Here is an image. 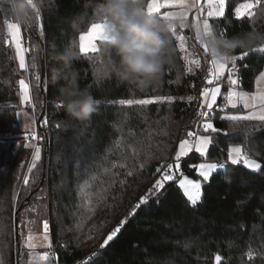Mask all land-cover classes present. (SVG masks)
Masks as SVG:
<instances>
[{
    "label": "trees",
    "instance_id": "16d2710c",
    "mask_svg": "<svg viewBox=\"0 0 264 264\" xmlns=\"http://www.w3.org/2000/svg\"><path fill=\"white\" fill-rule=\"evenodd\" d=\"M103 2L43 0L40 18H35L31 26L21 25V40L27 49L25 73L18 70L9 47L4 20H12L10 13L0 11L3 264H17L18 254V264L30 263L26 237L45 221L52 240L49 253L54 251L57 264H215L216 255L221 257L219 264H264V122L241 121L238 130L232 131L234 122L216 119V126L224 131L211 134L213 142L206 154L213 163L227 161V148L240 144L261 164L259 170L252 171L241 162L228 165L226 174L214 171L202 186L200 201L192 205L178 186L184 175L198 178L192 165L203 158L191 153L183 159L181 177L164 182L158 194L130 215L140 197L159 178L158 166L174 160L186 130L194 131L209 59L195 41L193 28L186 27L178 32L185 35L189 51L195 53L191 58L201 60V67L193 66L192 73L187 72L179 42L170 35L171 63L165 65L158 82L147 91H137L114 76H106L107 66L96 59V54L79 53V35L100 19ZM243 2L226 0L225 16L210 19L218 34L221 30L227 36L253 30L264 33V4L254 6L253 17L238 19L234 9ZM70 46L79 53L74 62L79 85L98 102L91 119L85 122L69 118L63 107H57L56 97L63 81L53 84L50 80L52 52ZM243 52L236 50V54ZM248 52L247 67L239 71V76L240 88L251 91L264 70V51ZM33 56L36 69H31ZM42 60L46 74L41 89L35 77L39 75L41 80ZM23 76L28 80L30 111L36 122L47 114L49 126L48 134L47 130L44 135L40 132L44 136L39 144L40 159L31 172L28 168L33 149L25 146L28 140L19 128L15 105ZM152 95H172L175 99L144 106L118 103L120 99ZM188 96L198 99L189 102ZM37 129L41 130L39 124ZM129 171L133 175H127ZM25 176L28 184L23 182ZM126 217L117 236L101 248L104 239ZM249 251L252 258L247 255Z\"/></svg>",
    "mask_w": 264,
    "mask_h": 264
},
{
    "label": "snow or ice",
    "instance_id": "6c2138e0",
    "mask_svg": "<svg viewBox=\"0 0 264 264\" xmlns=\"http://www.w3.org/2000/svg\"><path fill=\"white\" fill-rule=\"evenodd\" d=\"M29 4L33 3V0H28ZM264 4V0H245V2L240 3L234 9V14L236 18L240 19L243 17L251 18L254 16L253 8L254 6ZM35 8V5H33ZM225 7L226 0H143L142 8L147 12L148 15L155 16L161 21L173 22L170 35L175 37L179 42V50L182 52L183 60L187 62V72H193V66L195 68L201 67V60L191 58L195 55L194 52L189 51L187 39L185 35H181L178 32V29H184V24L189 25V27L195 26L197 32L203 31L205 35L209 33L210 29H214L213 24L210 23V18L224 17L225 16ZM171 9H179V11H174ZM0 11L9 12L8 6L5 3V0H0ZM193 14V18L189 20V14ZM35 18H40V10L37 8L35 11ZM180 22V23H177ZM4 24L7 27V33L12 38L15 43L16 56L19 59V68L27 69L25 64V51L21 47V25L13 22L10 19H5ZM108 32V25L106 18H102L100 13V19L97 22H92L90 26L87 27L86 32L82 31L79 35V53L80 54H97L98 45L96 41H101ZM219 35H226L224 31H220ZM195 41H198V37L195 33ZM200 45V44H199ZM193 48L196 47L195 44L192 45ZM203 50L205 57L208 56V47L207 45H200ZM261 51H264V46L258 48ZM257 48L252 49L251 51H256ZM248 52H243L239 56H235L233 62L230 63H220L216 60H213L210 57V67L207 69L208 75L205 77L206 84L203 86L200 91V98L202 102L198 105L201 109L197 113V127L198 131H187L186 137L179 141L178 150L175 152L173 163L162 165L156 169L157 173H160V178L155 180L152 188L149 189V192L144 196L140 197V200L137 204L134 205L131 210L130 215L134 214L136 210L140 209L141 205H144L148 202L150 196L158 194L159 190L164 187V182L172 181L176 178V174L173 172L175 169L177 172L180 169L182 157H187L189 153L195 152L199 153L200 157H204L208 147L213 142V136L211 134L220 133L224 130L218 128L215 124L216 119L228 120L233 123L232 131L238 130L239 124L241 121H259L264 122V72H261L256 78L257 89L255 92L249 93L244 91H236L235 87L237 85V79L233 78L234 72L238 71L237 61L243 63L245 57L248 56ZM35 56L32 57L33 63L31 64V69H36L37 65L35 63ZM171 63V60H169ZM227 70V75L225 74ZM36 81L38 82L37 86L39 87L40 76L36 75ZM229 85L226 90V95L222 93L221 84L225 83ZM179 82V81H177ZM19 85L21 88V102L29 100V88L28 84L25 83L24 79L19 80ZM195 86L193 85V88ZM155 91V90H154ZM222 97L224 103L218 105L217 98ZM175 99L172 95H152L149 98L144 99H120L118 103L120 105H152L155 102H171ZM183 99V98H182ZM197 97L188 96L187 100L189 102L197 100ZM98 103V102H97ZM238 105H242L243 110H246V114L237 115L230 114L231 110H238ZM215 106V107H214ZM34 107V105H33ZM57 107H62V105H57ZM225 109H229L228 112H225ZM224 113V115H221ZM44 123L47 124V120H44ZM59 126V125H58ZM209 133V134H205ZM224 135H228V132H224ZM32 140L37 139V134L35 130H32L28 136H25V139ZM233 139L238 140L239 137H233ZM120 143V142H118ZM247 143V140H245ZM26 147L35 148V153L33 156L32 164L28 168V171L31 172L34 167H36V161L40 159L41 149L36 144H28ZM134 156L137 154L135 148H133ZM227 160L231 162L232 165H239L241 162L244 166L251 170H259L261 164L258 163L255 159L249 156L248 151L245 147H242L240 144H235L227 148ZM116 165H113L115 167ZM120 167H125L121 164ZM143 165H141V168ZM195 169L198 170L199 177H202L204 181H208L210 175L216 171L219 173L223 171L227 173V162L223 164L209 163L207 161L192 165ZM127 175L131 176L133 173L131 171L127 172ZM23 182L28 184L27 176L23 177ZM179 187L183 190L184 195L187 197V200L191 202L192 205H196L201 199L202 195V185L199 180L189 179L183 177L178 181ZM90 185H86L89 187ZM127 220H121L117 226L109 233L106 239H104L103 244L100 245L101 248H104L109 241H111L124 227V224ZM44 232L40 242L37 244L34 241L36 237L31 233L26 237V246L29 250H35L37 247L41 248H51V241L48 235V223L44 222ZM2 231V229H0ZM96 254L93 253V256ZM248 257L252 258V251L248 252ZM29 256L34 261L36 259L40 261H46L48 264H51L50 253L44 251L43 253H37L35 251H30ZM215 261L217 264L221 261L220 255L215 256ZM0 264H3L2 254H0ZM82 264H87V261L82 262Z\"/></svg>",
    "mask_w": 264,
    "mask_h": 264
},
{
    "label": "clouds",
    "instance_id": "9594fccd",
    "mask_svg": "<svg viewBox=\"0 0 264 264\" xmlns=\"http://www.w3.org/2000/svg\"><path fill=\"white\" fill-rule=\"evenodd\" d=\"M5 3L13 22L31 26L43 0H33L32 4L28 0H5ZM142 3L143 0H104L100 12L107 20L108 32L98 45L96 59L106 64V76H114L130 88L145 92L158 82L169 63L173 51L170 36L173 22L148 15ZM184 27L189 25L184 24ZM192 28L199 44H206L209 56L220 63H232L237 49L246 52L264 46V33L254 30L222 36L215 29L205 35L203 31L197 32L195 26ZM77 59L79 53L74 46L54 50L49 73L53 84L63 81L58 89L57 104L62 105L69 118L85 122L96 111L97 101L79 85L74 67Z\"/></svg>",
    "mask_w": 264,
    "mask_h": 264
},
{
    "label": "rangeland",
    "instance_id": "374dc122",
    "mask_svg": "<svg viewBox=\"0 0 264 264\" xmlns=\"http://www.w3.org/2000/svg\"><path fill=\"white\" fill-rule=\"evenodd\" d=\"M171 10H174V11H179V9H171ZM192 18H193V14L192 13H190L189 14V19H191L192 20ZM217 18H219V17H217ZM210 19H212V18H210ZM6 32H7V27H6ZM7 39H8V43H9V47H10V49L13 51V54H14V57H15V60H16V63H17V68H18V70H21V71H23L24 73L26 72V69H20L19 68V59H18V57L16 56V49H15V43H14V41L12 40V38L8 35V33H7ZM98 42H100V41H96V43H97V45H98ZM21 47L22 48H24L23 47V44H22V40H21ZM262 72H264V70L262 71ZM225 74H227V70H226V73ZM25 75V74H24ZM259 76V75H258ZM257 76V77H258ZM256 77V78H257ZM21 79H24L25 80V83L26 84H28V80H27V78H26V76H23ZM223 86H225V90L223 91V94H225L226 95V90H227V88H228V84H227V82H225V83H223V84H221V87H223ZM233 87H235V90L236 91H244V92H249V93H252V92H255L256 91V89H257V84H256V79H255V83H254V88L251 90V91H246V90H243V89H241L240 88V86H239V84H238V81H237V85L236 86H233ZM28 88H29V85H28ZM222 98V97H221ZM202 99V98H201ZM222 103L220 104V105H222L223 103H224V101H223V99H222V101H221ZM15 105H16V107H17V121H18V124H19V128H20V130L22 131V133L25 135V136H28L29 135V133L32 131V130H35V132L37 131V126H36V119H35V116H34V114H33V112H31L30 111V108H31V98H30V92H29V100L28 101H24V102H21V88H20V85H19V94H18V99H17V103H15ZM238 109H239V111L238 110H231V113L230 114H237V115H244V114H246V110H243V108H242V105H238ZM229 111V109H225V112H228ZM222 115H224V113H222ZM49 133V131L47 132V134ZM205 134H208V133H205ZM43 135H44V133H43ZM39 136V138L41 139V141H40V143L39 144H41V143H43V141H44V139H43V137L44 136H42V134L40 135H38ZM49 140V139H48ZM28 144H34L33 142H30V141H27V145ZM38 144V145H39ZM37 145V146H38ZM39 147H40V145H39ZM29 148H32V147H29ZM209 148V147H208ZM33 149V155H32V157H31V161H30V166H31V164H32V160H33V156H34V153H35V148H32ZM208 151V150H207ZM192 153H194V152H192ZM191 153H189V155H190ZM198 155H199V153H197ZM206 154H207V152H206ZM206 154H205V156L203 157V161H201L200 163H202V162H205V161H207V162H209V163H213V162H211V161H208L207 160V158H206ZM200 156V155H199ZM184 158H186V157H182V159H184ZM202 158V157H201ZM227 162H228V164H230V165H232L231 164V162L230 161H228L227 160ZM29 166V167H30ZM246 167V166H245ZM251 170V169H250ZM252 171H256V170H252ZM196 174H197V176H198V178L197 179H194V180H199L200 182H201V185L203 186L204 184H206L208 181H204L203 180V178L202 177H199V175H198V170L196 169ZM211 176V175H210ZM183 177H187V178H189V179H192V178H190V177H188V176H182L181 178H183ZM180 178V179H181ZM179 181V180H178ZM167 182H169V181H167ZM178 186H179V183H178ZM180 188V187H179ZM181 189V188H180ZM181 191L183 192V190L181 189ZM184 194V193H183ZM186 197V196H185ZM186 199H187V197H186ZM191 203V202H190ZM42 225V224H41ZM41 225H39L38 227H36L37 228V230H34V232H30L32 235H34V237H36V240L34 241L35 243H39L40 242V239L42 238V234H43V232H44V227L42 226L41 227ZM44 225V224H43ZM41 229V230H40ZM38 230H39V232H38ZM49 230V229H48ZM29 233V234H30ZM48 235H49V239H50V241H51V245H52V240H51V235H50V232L48 231ZM52 247V246H51ZM33 251H35V252H37V253H43L44 251H48L49 252V248H41V247H37L35 250H33ZM29 259H31V257L29 258ZM35 261H37V260H35ZM42 263H44V264H46V261H42Z\"/></svg>",
    "mask_w": 264,
    "mask_h": 264
},
{
    "label": "built area",
    "instance_id": "2783aa9c",
    "mask_svg": "<svg viewBox=\"0 0 264 264\" xmlns=\"http://www.w3.org/2000/svg\"><path fill=\"white\" fill-rule=\"evenodd\" d=\"M197 44H198V46L200 47V45H199V43L197 42ZM201 48V47H200ZM202 49V48H201ZM256 51H258V52H261V50H259V49H257ZM248 52V51H247ZM249 53V52H248ZM241 53H239V54H236L237 56H239ZM248 56H249V54H248ZM248 56L247 57H245L244 58V60H243V63H241L240 61H237V67H238V71H236V72H234V74H233V78H235V79H237V81H238V84H239V86L241 85V78H240V76H239V71L240 70H242V69H245L246 67H247V63H246V59L248 58ZM208 59H209V61H210V56H209V54H208ZM229 65H230V63H229ZM209 67H210V62H209ZM208 75V74H207ZM227 75V74H226ZM225 82H227V81H225ZM215 107V106H214ZM44 120H47V124H45L44 123ZM39 125H40V128H41V130H39L38 131V129H37V131H36V134H37V139L36 140H32L30 137H29V139H27L28 141H31V142H33L34 144H36V145H38L39 143H40V141H41V139L39 138V134H40V132L41 133H43V131L44 130H47V132H48V128H49V126H48V117H47V114H43L42 116H41V118H40V121H39ZM36 126H37V123H36ZM199 129H198V127H197V124H196V127H195V129H194V131H198ZM173 161L174 160H172V161H170V162H167L166 164H169V163H173ZM225 162H227V161H219V162H217V164H223V163H225ZM166 164H162V165H166ZM162 165H159L158 167H161ZM228 165H230V164H228V162H227V166ZM182 168H183V159H181V165H180V169H179V171L177 172L175 169H173V172L176 174V178L174 179V180H172V181H177L180 177H181V175H182ZM159 178H160V173H159ZM158 178V179H159ZM161 191V189L159 190V192ZM149 192V191H148ZM153 196V195H152ZM50 260L52 261V263L53 264H57L56 262V256H55V253H54V251H52L51 253H50Z\"/></svg>",
    "mask_w": 264,
    "mask_h": 264
},
{
    "label": "water",
    "instance_id": "95a60500",
    "mask_svg": "<svg viewBox=\"0 0 264 264\" xmlns=\"http://www.w3.org/2000/svg\"><path fill=\"white\" fill-rule=\"evenodd\" d=\"M45 74H46L45 61L42 60V62H41V80H40V88H41V89H42V83H43V79H44V77H45ZM39 121H40V120H38L37 125L39 124ZM18 257H19V254L17 255V260H16L17 264H18ZM220 262H221V261H220ZM220 262H219V263H220ZM215 264H217L216 261H215Z\"/></svg>",
    "mask_w": 264,
    "mask_h": 264
},
{
    "label": "crops",
    "instance_id": "0c3cea01",
    "mask_svg": "<svg viewBox=\"0 0 264 264\" xmlns=\"http://www.w3.org/2000/svg\"><path fill=\"white\" fill-rule=\"evenodd\" d=\"M221 90H222V93H223V91L225 90H223V87H221ZM218 100H222V98L221 97H218L217 98V103H218ZM25 247L27 248V246H26V242H25ZM28 249V248H27ZM29 250V249H28ZM30 251H33V250H29V252ZM37 261H33L32 259H29V264H44V263H42V261H40V260H38V259H36ZM46 264H48V262H46Z\"/></svg>",
    "mask_w": 264,
    "mask_h": 264
}]
</instances>
